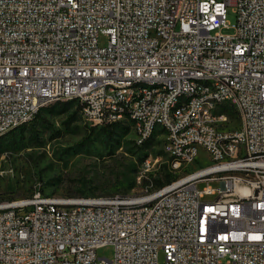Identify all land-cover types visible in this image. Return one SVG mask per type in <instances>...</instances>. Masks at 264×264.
<instances>
[{
    "label": "built area",
    "instance_id": "built-area-1",
    "mask_svg": "<svg viewBox=\"0 0 264 264\" xmlns=\"http://www.w3.org/2000/svg\"><path fill=\"white\" fill-rule=\"evenodd\" d=\"M146 79L161 88H131ZM179 90L187 118L168 121ZM64 97L93 126L137 119V143L167 126L170 164H211L150 195L0 202V264H264V0H0V136ZM220 98L239 104L235 134L197 119Z\"/></svg>",
    "mask_w": 264,
    "mask_h": 264
},
{
    "label": "rangeland",
    "instance_id": "rangeland-1",
    "mask_svg": "<svg viewBox=\"0 0 264 264\" xmlns=\"http://www.w3.org/2000/svg\"><path fill=\"white\" fill-rule=\"evenodd\" d=\"M237 16L235 7L227 8L226 19L231 27L236 25ZM224 33L232 34L234 30ZM106 42V38L101 39L102 44ZM70 101L45 106L33 122L0 139V202L31 197L38 191L73 198L139 196L167 185L168 178L174 181L211 164L202 151L196 164L178 172L163 150L164 132L157 131L147 145L139 147L131 120L93 126L83 117L79 100L60 104ZM226 112L227 127L239 128L241 119L236 108L228 107ZM146 160H151L148 168L144 167ZM206 185L200 182L198 187ZM210 185L218 187L219 183ZM114 253L113 246L97 252L106 258Z\"/></svg>",
    "mask_w": 264,
    "mask_h": 264
},
{
    "label": "bare ground",
    "instance_id": "bare-ground-1",
    "mask_svg": "<svg viewBox=\"0 0 264 264\" xmlns=\"http://www.w3.org/2000/svg\"><path fill=\"white\" fill-rule=\"evenodd\" d=\"M195 82H203V75H195ZM131 88H138L139 91H152L161 88V80L158 79H146V80H135L131 81ZM72 100V97H64L62 101ZM60 100H50L44 101L42 104V109L52 103L58 102ZM187 105L186 90H179L176 95H173L172 98H168V110H167V119L168 121H175V118H187V111H181L184 109V106ZM228 107H235L239 113L241 119V125H243V114L239 111V104L236 103V99L231 98H220V103L213 104H201L197 106V119H205V113L207 112V118H215L207 120V127L213 128H222L223 120H228L229 116L226 112ZM87 120V117H84ZM137 126V119H129ZM228 124V123H227ZM225 125L226 134H235L237 129H230ZM139 128H148V119L139 118ZM158 131V127L150 128V137H144L142 140L138 141V145L143 146L151 140V138ZM160 131L164 132V135H167V126H160ZM5 135H1L3 137ZM170 147V140H163V148ZM177 162H183L182 165L171 164L172 168L178 172L184 171L187 167L191 166L190 162H185V155H177ZM210 167L206 168L204 172L210 171ZM190 175V174H189ZM185 176V175H184ZM183 176V177H184ZM188 176V175H187ZM150 195V192H147L143 195ZM119 196V195H117ZM58 199L65 200H76L73 197H63L55 196ZM114 197V196H113ZM93 198V197H89ZM100 198H112V197H100ZM68 219H76V212H68Z\"/></svg>",
    "mask_w": 264,
    "mask_h": 264
},
{
    "label": "trees",
    "instance_id": "trees-1",
    "mask_svg": "<svg viewBox=\"0 0 264 264\" xmlns=\"http://www.w3.org/2000/svg\"><path fill=\"white\" fill-rule=\"evenodd\" d=\"M71 103H73V100H71L70 102H64V103H60V104H61V105H69V104H71ZM82 110H83V107H82ZM41 111H42V110H41ZM41 111L38 113L37 116H40ZM82 114H83V113H82ZM37 116H36V118H37ZM36 118H35V119H36ZM35 119H34V120H35ZM34 120H33V121H34ZM33 121H32V122H33ZM113 125H115V124H107V125H104V126H101V127L113 126ZM3 137H4V136H3ZM3 137H1V138H3ZM1 138H0V139H1ZM145 145H147V144H145ZM145 145H144V146H145ZM142 147H143V146H142ZM171 182H172V180H171L170 178H168V184L171 183Z\"/></svg>",
    "mask_w": 264,
    "mask_h": 264
},
{
    "label": "water",
    "instance_id": "water-1",
    "mask_svg": "<svg viewBox=\"0 0 264 264\" xmlns=\"http://www.w3.org/2000/svg\"><path fill=\"white\" fill-rule=\"evenodd\" d=\"M243 191H245L244 189H242Z\"/></svg>",
    "mask_w": 264,
    "mask_h": 264
}]
</instances>
